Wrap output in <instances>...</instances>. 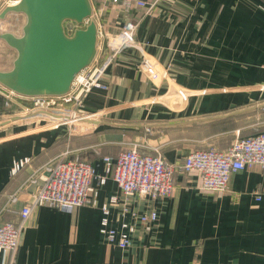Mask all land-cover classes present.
Listing matches in <instances>:
<instances>
[{"label":"crops","instance_id":"obj_1","mask_svg":"<svg viewBox=\"0 0 264 264\" xmlns=\"http://www.w3.org/2000/svg\"><path fill=\"white\" fill-rule=\"evenodd\" d=\"M7 1L0 0V12ZM145 1L151 10L97 0L93 11L109 33L126 19L138 23L139 49L168 70L162 85L139 71V49H125L107 68L103 86L84 99L83 111L101 110V116L54 128L36 114L5 113L0 83V224L17 219L13 210L32 201L38 186L28 184L29 178L38 176L43 183L60 155L91 161L102 176L107 175L103 156L117 157L135 145L181 163L194 150L227 148L237 130L264 131V0ZM17 15L0 19V29L7 30ZM109 54L106 45L99 46L96 60ZM16 56L17 50L0 40V69L11 70ZM176 87L191 91L187 102L176 96ZM22 101L33 104L30 98ZM25 158L30 160L13 173V162ZM200 182L197 172L178 173L170 197L134 196V208L154 207L159 217L125 249L100 233L101 205L114 195L124 201L113 177L98 188L97 206L70 212L39 206L23 228L15 263L264 264L262 166L235 172L226 192L201 190ZM12 193L22 201L8 209L6 195ZM111 210V224L119 227V210Z\"/></svg>","mask_w":264,"mask_h":264},{"label":"built area","instance_id":"obj_2","mask_svg":"<svg viewBox=\"0 0 264 264\" xmlns=\"http://www.w3.org/2000/svg\"><path fill=\"white\" fill-rule=\"evenodd\" d=\"M20 0H8V5H14ZM97 0H91L92 6ZM121 3L125 6L148 8L151 6L145 0H105ZM93 11L92 17H87L79 25L74 21H67L65 28L73 33L76 28L87 25L94 19L98 27V47L106 45L110 49L109 56L95 62L77 73L70 91L64 95H33L23 96L5 87V107L7 114H17L26 117L36 114L48 119L50 127L76 126L84 120H93L101 116L100 111H83L84 99L93 89L103 86V75L115 58L125 49L140 47L137 43L138 23L126 19L115 33H109L102 24L97 23ZM1 28V25H0ZM1 30V29H0ZM142 60L138 65L139 71L147 76L155 85H162L169 80L168 70L147 53H142ZM264 89V86L262 87ZM176 96L187 102L191 91L185 87H176ZM30 98L32 105H26L22 99ZM16 106V111L10 109ZM29 158L14 161L13 173L29 161ZM107 175H98L95 166L88 160L72 159L67 154L60 155L47 167L46 180L42 183L38 176H31L28 184L38 185L32 201H25L18 210L16 220H6L0 224V264H16V256L20 249L23 228L32 215V211L39 206L58 208L63 211L81 206H97L98 188L113 177L121 190L124 201L120 197L112 196L104 202L100 209V233L110 244L120 248L133 245V238L143 228L157 222L159 213L154 207L141 211L132 206V199L139 195L151 201L166 199L174 193L178 173L197 172L200 175L201 190L213 192L228 191L229 182L235 172L261 165L264 170V131L250 136H241L237 130L232 143L225 149L214 147L201 148L185 155L181 163H173L163 158L158 149L155 153H143L138 145L123 149L117 157L103 156ZM6 204L8 209L22 201L18 193L8 194ZM257 199H260L258 197ZM119 210L118 226L111 224L112 208Z\"/></svg>","mask_w":264,"mask_h":264},{"label":"water","instance_id":"obj_3","mask_svg":"<svg viewBox=\"0 0 264 264\" xmlns=\"http://www.w3.org/2000/svg\"><path fill=\"white\" fill-rule=\"evenodd\" d=\"M14 12L27 19L22 35L0 30V40L17 50L13 68L0 69V83L23 96L67 94L74 76L98 54L94 19L73 33L65 28L67 21L80 25L92 17L91 0H20L5 6L0 19Z\"/></svg>","mask_w":264,"mask_h":264},{"label":"rangeland","instance_id":"obj_4","mask_svg":"<svg viewBox=\"0 0 264 264\" xmlns=\"http://www.w3.org/2000/svg\"><path fill=\"white\" fill-rule=\"evenodd\" d=\"M26 19L27 18H26L25 14L18 13V15L15 17V19L12 20L13 22L7 26V30L13 32L14 34L16 33L17 35H22L23 34L22 26L25 23ZM3 42H5V41H3Z\"/></svg>","mask_w":264,"mask_h":264},{"label":"trees","instance_id":"obj_5","mask_svg":"<svg viewBox=\"0 0 264 264\" xmlns=\"http://www.w3.org/2000/svg\"><path fill=\"white\" fill-rule=\"evenodd\" d=\"M251 134H253V133H251ZM241 136H244V137H245V136H250V135H243V134L241 133ZM234 137H235V136H234ZM233 139H234V138H233ZM231 143H232V142H231Z\"/></svg>","mask_w":264,"mask_h":264}]
</instances>
